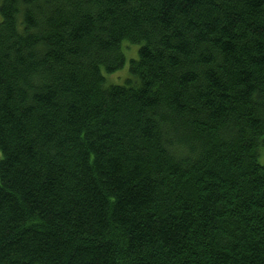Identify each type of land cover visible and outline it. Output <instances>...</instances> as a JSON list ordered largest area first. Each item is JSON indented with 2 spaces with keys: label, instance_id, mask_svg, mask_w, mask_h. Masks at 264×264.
<instances>
[{
  "label": "trees",
  "instance_id": "16d2710c",
  "mask_svg": "<svg viewBox=\"0 0 264 264\" xmlns=\"http://www.w3.org/2000/svg\"><path fill=\"white\" fill-rule=\"evenodd\" d=\"M0 17V264H264V0Z\"/></svg>",
  "mask_w": 264,
  "mask_h": 264
},
{
  "label": "rangeland",
  "instance_id": "374dc122",
  "mask_svg": "<svg viewBox=\"0 0 264 264\" xmlns=\"http://www.w3.org/2000/svg\"><path fill=\"white\" fill-rule=\"evenodd\" d=\"M122 49L126 56V62L124 66L113 73H108L107 71L103 70L108 84H125L131 77V72L129 69L130 63L133 58L138 57L139 44L131 43L128 40H125L122 44ZM261 161L264 162V155L261 156Z\"/></svg>",
  "mask_w": 264,
  "mask_h": 264
}]
</instances>
